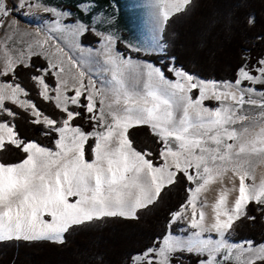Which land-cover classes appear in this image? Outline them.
I'll list each match as a JSON object with an SVG mask.
<instances>
[{
  "label": "snow or ice",
  "instance_id": "obj_1",
  "mask_svg": "<svg viewBox=\"0 0 264 264\" xmlns=\"http://www.w3.org/2000/svg\"><path fill=\"white\" fill-rule=\"evenodd\" d=\"M191 4L192 0H153L157 27ZM34 10L51 13L56 32L75 38L91 30L79 23L69 28L63 18L70 13L43 0H0V28L17 32L19 21L14 17L34 15ZM254 22L250 17L246 24ZM257 38L264 42V34ZM101 39L104 58L97 64L108 74L101 88L91 79L86 82L88 70H80L82 64L69 58L71 67L65 68L63 61L50 58L47 39L35 41L39 51L29 46L27 61L23 53L15 55L5 45L0 77L11 75L12 80L0 82V152L16 149L24 159L0 162V242L62 244L65 234L78 226L108 218L138 220L141 210L157 203L163 191L183 177L190 185L187 199L171 214V221H187L191 237L166 235L158 247L133 258L134 264H183L185 253H206L199 264H219L216 254L221 249L229 253L225 260L237 249L248 254L244 264H264V244L229 245L223 239L242 218L255 219L248 215L250 205H257L264 215V177L257 182L252 164L253 158L264 162V90L257 88L264 89V56L254 64L242 56L234 79L227 81L201 79L177 67L173 57L165 66L174 77L169 79L161 67L137 64L114 52L113 35ZM32 55L48 62L31 81L39 97L53 105L55 116L45 114L33 100L20 98L28 92L15 80L17 69L33 67ZM71 68L77 72L69 79ZM49 77L55 87L47 82ZM194 90L199 93L195 99ZM206 100L219 106L206 107ZM22 114L44 135H56L55 151L20 137L16 120ZM139 126H146L160 144V163H154L151 151L133 146L130 129ZM89 149L91 160L86 158ZM213 189L217 195L209 206L206 193ZM206 207H211V216ZM206 232L221 239H204Z\"/></svg>",
  "mask_w": 264,
  "mask_h": 264
},
{
  "label": "trees",
  "instance_id": "obj_2",
  "mask_svg": "<svg viewBox=\"0 0 264 264\" xmlns=\"http://www.w3.org/2000/svg\"><path fill=\"white\" fill-rule=\"evenodd\" d=\"M57 5L67 8L73 20L84 19L85 14L75 4L64 2ZM250 17L255 21L251 26L246 24ZM260 34H264V0H192L186 11L173 15L161 28L163 53L130 50L118 40L115 44L123 56H135L159 64L168 78L174 77L165 66L175 57L176 66L193 75L227 81L234 79L242 56L249 57L253 64L264 56V42L257 38ZM81 39L85 43L96 40L90 31ZM159 57L162 61H158ZM31 63V68L21 66L17 69L15 80L28 92L27 99L33 100L45 114L55 116L53 105L39 97L31 81L32 75L39 74L37 69L46 67L47 63L35 55L31 56ZM0 79L11 81L12 76ZM47 82L54 86L52 77ZM257 88L264 90L261 86ZM196 94L194 90L193 98ZM204 103L214 108L219 106L214 100ZM18 111L22 113V110ZM25 115L16 120L20 137L52 147L56 135H44L43 129L32 126ZM76 123L90 130L83 121L77 120ZM130 139L137 150L151 151L154 163H160V144L146 126L130 129ZM23 158L24 154L16 149L0 152V162L3 163L11 164ZM86 158L92 159L90 149ZM189 186L181 177L180 182L163 191L157 203L141 210L138 220L108 218L78 226L65 234L62 244L49 240L0 242V264H134L133 258L143 256L149 247H158L167 233L178 230L177 224L171 221V214L185 202ZM248 215L255 219L242 218L225 233L226 236L264 244V215L255 204L250 205ZM204 256L185 253L182 261L183 264H197Z\"/></svg>",
  "mask_w": 264,
  "mask_h": 264
},
{
  "label": "rangeland",
  "instance_id": "obj_3",
  "mask_svg": "<svg viewBox=\"0 0 264 264\" xmlns=\"http://www.w3.org/2000/svg\"><path fill=\"white\" fill-rule=\"evenodd\" d=\"M43 2L48 6L65 13H69V10L67 8H62L57 4L70 2L78 6L82 9V12L86 15V17H84V19L78 18L73 20L70 15H68L63 18L64 24H66L69 28L73 27L77 23L87 25L91 29L90 32L95 36L96 40L94 39L93 43H85L81 39L83 35L74 38L68 32H56L52 30L54 29L52 22L55 20V17L51 13L34 10V15L24 16L19 14L14 17L19 21V30L17 32L12 33L7 28H0V61H2L4 57L6 50L5 45H7V49L11 50V52L15 55L23 53L24 58L27 61V57L30 54L29 46L36 51H39V49L35 47V41L37 39H47L48 44L45 46V49L46 54L49 55L50 58L57 63L63 61L65 68L71 67L69 58L77 64H82L83 67L80 70H88L85 76L86 82L88 79H91L95 82L97 88H101L103 86L101 82L108 75L107 73H102L97 64L98 60L102 61L104 58L102 51V36L111 34L115 37L112 47L114 52L119 53L120 55H122L123 52L116 47V40L130 50L148 53H163L161 50H158L163 41L161 43V29L157 27L153 18V9L151 7L153 0H43ZM37 30L40 32L39 37L36 36ZM123 57L125 59L130 58L137 64H152L156 67H160L159 64L148 59L127 55ZM40 58L48 63L43 56H40ZM160 60L162 61L161 57H159L158 61ZM45 65L47 67V64ZM76 72V68H71V71L68 74L69 79L72 75H75ZM53 81L54 86H50L55 87L54 78ZM0 82L6 81L0 79ZM198 95L199 93L197 92L196 97ZM20 98L27 99L23 95H21ZM47 148L55 151V144L52 147ZM23 159L14 163H19ZM252 164L258 182L261 177H264V162H261L257 158H253ZM70 199L74 200L75 198ZM206 199L207 204L210 206L208 198ZM44 219L47 220L50 219V217L45 215ZM175 223L177 224V227L180 228L179 231H181V233L186 234V236L191 235L193 230L190 228L187 221L179 220ZM168 234L169 233H167V235ZM209 236H211L213 240L221 239L219 234L215 232H206L203 234L204 239H207ZM223 239L226 240L229 245L246 246V243L249 242L246 238L239 240L231 239L226 236V234ZM252 245L254 247H258L262 245V243H252ZM216 255L219 264H227V262L228 264H244V262L248 259L247 253H243L237 249L233 250L230 258L227 260H225L224 257L229 256V253L223 249H221V251ZM206 256L207 254L205 253L203 259H205ZM136 257L143 256L137 255ZM199 262L197 264H199Z\"/></svg>",
  "mask_w": 264,
  "mask_h": 264
},
{
  "label": "crops",
  "instance_id": "obj_4",
  "mask_svg": "<svg viewBox=\"0 0 264 264\" xmlns=\"http://www.w3.org/2000/svg\"><path fill=\"white\" fill-rule=\"evenodd\" d=\"M84 17H86V15ZM161 43H162V40H161ZM158 50H161L163 52V43H162V45L159 46ZM157 52H159V51H157ZM169 79H174V78H169ZM202 79H204V80H215V78H202ZM215 81H218V80H215ZM206 107L213 108L212 106H208V105H206ZM216 195H217V190L216 189L210 190L209 192L206 193V198H208V200L210 202V205L214 202V200L216 198ZM206 213H208L209 216H211V207H207L206 208ZM179 229L180 228L178 227L177 231L170 232L168 235H172L174 237H178V238L183 239V240H187V239H189L191 237V235H187L186 236V234L181 233V231H179Z\"/></svg>",
  "mask_w": 264,
  "mask_h": 264
}]
</instances>
